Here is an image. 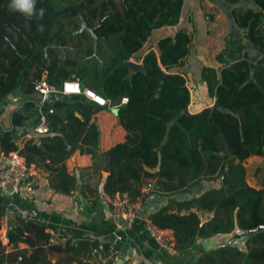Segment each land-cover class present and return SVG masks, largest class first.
Wrapping results in <instances>:
<instances>
[{"label":"trees","instance_id":"16d2710c","mask_svg":"<svg viewBox=\"0 0 264 264\" xmlns=\"http://www.w3.org/2000/svg\"><path fill=\"white\" fill-rule=\"evenodd\" d=\"M226 1H252L258 6L236 7L232 13L261 57L251 61L245 45L230 31L216 54L219 66H205L202 71L216 104L188 112L190 90L178 69L190 52L192 36L186 27L160 37L157 51L148 49L139 57L145 71L127 63L153 28L177 23L183 0H36L37 13L45 10L42 18L14 12L11 0H0V102L15 89L34 95L42 77L57 86L66 78H77L83 87L93 88L117 107V120L126 130L124 141L102 153L109 158L103 183L107 194L123 191L135 198L151 179L153 191L163 194L214 181L188 199L173 200L152 211L149 217L172 230L180 251L201 238L236 232L217 246L201 250L193 264H264V176L258 185L250 184L243 163L251 155L264 156V0ZM70 17L89 38L82 44L81 55L59 56L55 45L66 43L64 23ZM25 105L36 113L31 102ZM50 105L57 112L47 113L49 132L23 133L16 140L5 129L0 132V150L18 149L27 163L47 169L54 190L69 192L76 183L65 160L75 149L93 158L98 155L99 128L93 116L105 105L80 98H55ZM23 116L15 110L12 124H21ZM223 172L232 178L226 184L220 180ZM192 207L212 215L201 222ZM5 236L6 244L15 248L6 251L0 236V264H58L46 260L48 250L76 252L84 243L98 245L96 240L49 242L50 232L43 223L20 214ZM232 238L242 240L245 248L229 243ZM19 241L30 247L29 253L27 247H17Z\"/></svg>","mask_w":264,"mask_h":264},{"label":"crops","instance_id":"0c3cea01","mask_svg":"<svg viewBox=\"0 0 264 264\" xmlns=\"http://www.w3.org/2000/svg\"><path fill=\"white\" fill-rule=\"evenodd\" d=\"M222 1L183 0L177 23L153 28L142 48L135 53L136 55L129 58V61L136 60L148 49L157 51L156 43L160 37L173 34L179 27H186L192 36L190 52L184 65L179 66L178 69L183 73L190 90V101L185 108L188 112H196L215 103V95L210 90L202 71L205 66H219L220 62L216 59V54L225 46V40L232 31L226 12L221 6ZM247 2H251L254 8H258L252 1ZM192 90L198 91L196 96ZM33 96L15 89L0 102V132L3 129H10L12 113L15 110L24 115L20 118L22 120L20 125H34L36 118L34 110L32 107L27 109L25 105L26 100ZM112 107L113 105L101 106L93 116L99 128L98 155L93 158L91 153L75 149L65 160L68 171L75 176L76 186L69 192L54 190L49 183L47 169L41 167L42 179L33 198L23 199L16 194L0 190V227L6 221L8 228L15 216L20 214L43 223L48 232L70 235L73 239L69 240L71 243L76 244L79 241L91 243L93 240L98 242L97 247L84 243L86 247L76 252L64 249L48 250L46 260L51 263L108 264L110 259L114 264L116 259L122 258L119 264H193L201 250H207L202 248L200 240L186 250L171 252L150 236L144 225L145 219L152 211L168 203H175L173 200L181 201L190 198L194 194L193 189L163 194L153 191L152 187L137 210L130 227L119 229L112 225L108 205L109 194L103 190V183L109 171V158L102 153L116 142L124 141L126 138V130L118 122ZM52 108L57 112L54 107ZM75 115L80 116V113L75 111ZM23 133L25 132L17 134L15 139L19 140ZM32 134L43 133L32 132ZM151 181L153 182L152 179ZM215 183L214 181L202 182V190ZM191 209L198 212L201 222L212 215L210 211L197 210L194 207ZM181 212L186 211L183 209ZM165 229L173 237L172 230ZM219 235L222 234L212 237ZM2 243H7L6 237L2 239ZM17 247H27V253L30 252V247L23 241H19ZM14 248L12 244H6L5 250ZM5 264H18V262Z\"/></svg>","mask_w":264,"mask_h":264},{"label":"built area","instance_id":"2783aa9c","mask_svg":"<svg viewBox=\"0 0 264 264\" xmlns=\"http://www.w3.org/2000/svg\"><path fill=\"white\" fill-rule=\"evenodd\" d=\"M136 61L141 62V58H137ZM34 92V96L27 99L26 102H31L36 108V123L33 125L32 131L36 133H47L50 130L47 113L52 100H50L49 94H54L55 98H60L62 94L77 93L85 96L86 99L95 101L99 105H109L107 98L91 87H83L80 81L74 77L62 80L58 86L42 77L37 80ZM121 101H126V97L123 96ZM32 132H25L24 134L25 136H31ZM42 173V168L34 163H27L25 157L18 149L9 151L0 150V190L9 194H16L23 199H31L39 187ZM152 187L151 181L146 182L141 187L140 194L135 198H130L123 191H116L112 195H109L110 219L115 228L124 229L131 226L137 210ZM144 225L148 234L161 246L171 252L177 251L172 235L165 228L158 226L150 217L145 219ZM6 230L7 223L4 221L0 227L2 239L6 237ZM67 240L73 239L70 235H60L53 231L50 232L49 242L63 243Z\"/></svg>","mask_w":264,"mask_h":264},{"label":"water","instance_id":"95a60500","mask_svg":"<svg viewBox=\"0 0 264 264\" xmlns=\"http://www.w3.org/2000/svg\"><path fill=\"white\" fill-rule=\"evenodd\" d=\"M221 6L223 7V9L226 12V16L228 18V22H229V27L232 30L233 34L235 35L236 38H238L240 40L241 43H243L248 51V55H249V59L251 61H256L259 60V53L254 49V47L252 46L251 42L246 38V36H244L242 34V28L237 26L235 21H234V17H233V9H235L236 7H254V5L251 2H247V3H228V1L223 0L221 3ZM130 66L132 67H138L140 70L145 71V67L143 64H141V62H138L136 60H132L127 62ZM133 73V68L129 69L127 75L131 76V74ZM49 98L50 100H53L55 98L54 94H49ZM73 98H80L82 100H86V97L77 93H71L69 95L67 94H62L60 96V99H73ZM216 104V101L215 103ZM213 104V105H214ZM49 111H53V108L51 106L48 107ZM20 110H22V108H20ZM112 110L114 112L117 111V107L113 106ZM10 130L12 131V138L15 139L17 134H19L20 132H32L33 131V126L29 125V126H25V125H20V124H15L10 127ZM66 143H68L67 140H65ZM106 169H108L106 167ZM221 181L223 184H226L228 182H230L232 180L231 177H229L227 175L226 172H223L220 176ZM203 186L201 183L196 184L193 187L194 192L198 193L202 190ZM236 232H229V233H224L222 234L221 237H207V238H201L200 239V244L202 246L203 249H210L213 248L215 246H217L220 242H222L224 239H228L234 236ZM122 261V258H118L116 259L114 264H119Z\"/></svg>","mask_w":264,"mask_h":264},{"label":"rangeland","instance_id":"374dc122","mask_svg":"<svg viewBox=\"0 0 264 264\" xmlns=\"http://www.w3.org/2000/svg\"><path fill=\"white\" fill-rule=\"evenodd\" d=\"M70 18L72 19L64 23V29L66 31V34L64 33V35H65L66 43L64 45L61 44L55 45L56 53L59 54V56L72 55L74 53H77L78 56L81 55V53L84 51L83 48L85 47L82 44L85 41H87L86 40L87 38H89L86 34L83 35L81 33L82 30L80 28L81 26L79 27V24L75 25L77 20L73 17ZM197 92H198L197 90H194L193 94L196 96ZM243 163L245 165L246 179L248 180V182L252 185H258L260 179L264 176V156L262 155L249 156L243 160ZM221 236L222 235H219L218 237ZM230 242L231 244L235 243L241 248H245L244 242L242 240H237L232 238L231 241H229V243Z\"/></svg>","mask_w":264,"mask_h":264},{"label":"clouds","instance_id":"9594fccd","mask_svg":"<svg viewBox=\"0 0 264 264\" xmlns=\"http://www.w3.org/2000/svg\"><path fill=\"white\" fill-rule=\"evenodd\" d=\"M35 5L36 0H11L9 7L12 11L20 12L29 18L34 15H38L42 18L45 10L40 9L37 13Z\"/></svg>","mask_w":264,"mask_h":264}]
</instances>
